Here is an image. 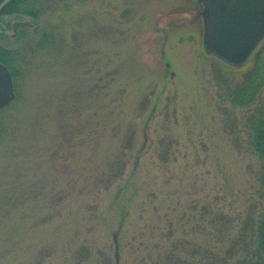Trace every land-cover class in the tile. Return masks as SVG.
<instances>
[{"label": "rangeland", "instance_id": "rangeland-1", "mask_svg": "<svg viewBox=\"0 0 264 264\" xmlns=\"http://www.w3.org/2000/svg\"><path fill=\"white\" fill-rule=\"evenodd\" d=\"M29 8L41 28L2 39L18 55L0 110V264H198L220 213L233 237L257 220L251 108L221 97L219 78L240 84L252 65L207 55L196 0Z\"/></svg>", "mask_w": 264, "mask_h": 264}, {"label": "trees", "instance_id": "trees-1", "mask_svg": "<svg viewBox=\"0 0 264 264\" xmlns=\"http://www.w3.org/2000/svg\"><path fill=\"white\" fill-rule=\"evenodd\" d=\"M3 1L0 0V4ZM29 3L31 0H12L4 7L0 17L17 15L19 17L29 16L33 19L36 17V11L29 8ZM2 38L3 34L0 33V62L9 68L15 84V79H17L15 63L18 52L5 48L2 45ZM250 64L252 66L240 84L235 83L234 85L226 77H219L220 72L217 76L224 81L225 86L224 93L220 94L221 97H226L233 107L251 108L245 125L248 128V144L260 162L259 183L263 209L257 220L250 218V224L247 222L243 228L240 227L239 234L235 237L231 234L234 230L233 226H229L233 223L230 216L220 213L219 220L222 227L218 229V232L221 238L211 246L205 245L207 247L200 248L197 252L198 264H264V96H261L264 90V44L253 56ZM252 225L253 231L249 236L248 226L252 229ZM245 234L251 238L247 244L243 240ZM181 260L178 254L176 257L170 255L166 257L164 264H183Z\"/></svg>", "mask_w": 264, "mask_h": 264}, {"label": "water", "instance_id": "water-1", "mask_svg": "<svg viewBox=\"0 0 264 264\" xmlns=\"http://www.w3.org/2000/svg\"><path fill=\"white\" fill-rule=\"evenodd\" d=\"M12 0L0 4V13ZM203 7L205 52L233 69L246 66L264 42V0H197ZM33 27L30 20L16 21L18 27ZM10 70L0 62V109L15 99Z\"/></svg>", "mask_w": 264, "mask_h": 264}, {"label": "flooded vegetation", "instance_id": "flooded-vegetation-1", "mask_svg": "<svg viewBox=\"0 0 264 264\" xmlns=\"http://www.w3.org/2000/svg\"><path fill=\"white\" fill-rule=\"evenodd\" d=\"M13 19H16V15L14 16L6 15L3 18L0 17V22H1L0 24L2 28L0 29V33L4 34L2 39L6 37L5 39L9 40L10 43L17 42V41L19 43L26 42L32 33L36 32L37 30L41 28L38 26L36 27L24 26V27H18L17 31L15 32L14 27H13L15 20L12 21Z\"/></svg>", "mask_w": 264, "mask_h": 264}]
</instances>
